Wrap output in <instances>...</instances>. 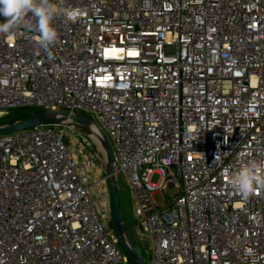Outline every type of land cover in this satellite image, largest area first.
Instances as JSON below:
<instances>
[{
	"label": "built area",
	"instance_id": "built-area-1",
	"mask_svg": "<svg viewBox=\"0 0 264 264\" xmlns=\"http://www.w3.org/2000/svg\"><path fill=\"white\" fill-rule=\"evenodd\" d=\"M63 5L80 15L55 17L47 51L30 23L0 35V114L94 121L152 264H264V191L244 200L228 183L264 161V0ZM58 117L0 135V264H129L63 141L93 124Z\"/></svg>",
	"mask_w": 264,
	"mask_h": 264
},
{
	"label": "rangeland",
	"instance_id": "rangeland-1",
	"mask_svg": "<svg viewBox=\"0 0 264 264\" xmlns=\"http://www.w3.org/2000/svg\"><path fill=\"white\" fill-rule=\"evenodd\" d=\"M38 110L39 109L32 107H20L2 112V114H0V126L23 119V116L32 114ZM81 114H86V112L82 111ZM91 118L94 120L93 117ZM65 132L66 134L63 137V141L71 147V151L76 156L81 177L83 179L86 178L87 183L92 185L96 209L103 215L107 225L112 230L108 181L107 179L101 180L105 176L106 171V159L103 150L91 137L89 132L81 130V126L80 129L67 126L65 127ZM115 181L117 183L121 215L123 219H129V224L124 225V227H132L134 241L139 245L144 261L148 264H152L151 246L149 241L145 234L143 233L140 235L135 227V221L133 218L134 200L129 182L121 173L115 175ZM150 182L158 184V177L152 175ZM164 193L169 195L173 193V191L167 188L164 190ZM153 197L157 204H162L163 200L159 192H155Z\"/></svg>",
	"mask_w": 264,
	"mask_h": 264
},
{
	"label": "clouds",
	"instance_id": "clouds-1",
	"mask_svg": "<svg viewBox=\"0 0 264 264\" xmlns=\"http://www.w3.org/2000/svg\"><path fill=\"white\" fill-rule=\"evenodd\" d=\"M59 14L75 20L80 10L65 8L63 0H0V35L12 36L30 23L38 33V46L47 51L58 39L53 20ZM228 183L244 200L264 191V161L250 160L229 170Z\"/></svg>",
	"mask_w": 264,
	"mask_h": 264
},
{
	"label": "water",
	"instance_id": "water-1",
	"mask_svg": "<svg viewBox=\"0 0 264 264\" xmlns=\"http://www.w3.org/2000/svg\"><path fill=\"white\" fill-rule=\"evenodd\" d=\"M58 116H66L73 121L81 123L91 122L93 126H95L98 138L100 140V147H102L106 159L105 177L108 181L109 187V209L111 213L112 230L116 236L118 245L125 254L129 264H148L144 261L139 245L134 241L133 230L129 226L128 228L124 227V225L129 224V219H123L119 207L118 189L117 183L115 181V170L113 166L112 145L100 127L94 121H91L84 116L70 115L64 111L39 109L37 112L30 114L26 118L0 126V135L23 130L36 125L59 123L61 119Z\"/></svg>",
	"mask_w": 264,
	"mask_h": 264
},
{
	"label": "bare ground",
	"instance_id": "bare-ground-1",
	"mask_svg": "<svg viewBox=\"0 0 264 264\" xmlns=\"http://www.w3.org/2000/svg\"><path fill=\"white\" fill-rule=\"evenodd\" d=\"M80 126H81L82 131L89 132L91 134V137L98 143L99 146H101L95 126H93L91 124H81Z\"/></svg>",
	"mask_w": 264,
	"mask_h": 264
},
{
	"label": "trees",
	"instance_id": "trees-1",
	"mask_svg": "<svg viewBox=\"0 0 264 264\" xmlns=\"http://www.w3.org/2000/svg\"><path fill=\"white\" fill-rule=\"evenodd\" d=\"M35 113V112H34ZM30 114H27V115H25V116H23V118H26L27 116H29Z\"/></svg>",
	"mask_w": 264,
	"mask_h": 264
}]
</instances>
